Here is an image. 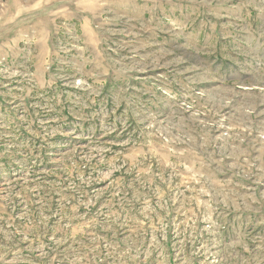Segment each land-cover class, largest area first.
I'll use <instances>...</instances> for the list:
<instances>
[{"label":"rangeland","instance_id":"obj_1","mask_svg":"<svg viewBox=\"0 0 264 264\" xmlns=\"http://www.w3.org/2000/svg\"><path fill=\"white\" fill-rule=\"evenodd\" d=\"M0 264H264V0H0Z\"/></svg>","mask_w":264,"mask_h":264}]
</instances>
